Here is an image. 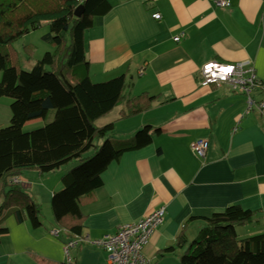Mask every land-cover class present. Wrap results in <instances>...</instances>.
Instances as JSON below:
<instances>
[{"label":"crops","instance_id":"1","mask_svg":"<svg viewBox=\"0 0 264 264\" xmlns=\"http://www.w3.org/2000/svg\"><path fill=\"white\" fill-rule=\"evenodd\" d=\"M227 1L221 8L214 0H109L103 22L86 30L91 80L126 77L123 101L97 125L113 123L110 137L121 141L150 126L152 142L113 161L102 186L82 199L81 235L100 239L165 207L164 223L144 252L152 264H180L205 219L231 205L255 213L236 228L240 238L264 231V112L248 110V97L229 84H201L208 62L244 64L264 83V0ZM142 96L154 97L150 106L123 115ZM253 97L263 100L264 87ZM203 139L210 144L205 157L192 148ZM62 168L25 171L19 184L44 207L63 187L69 169L51 176ZM2 218L8 232L0 264H108L105 249L89 243L73 248L67 263L64 244L71 236L50 234L57 228L53 213H42L39 228L9 211Z\"/></svg>","mask_w":264,"mask_h":264},{"label":"trees","instance_id":"2","mask_svg":"<svg viewBox=\"0 0 264 264\" xmlns=\"http://www.w3.org/2000/svg\"><path fill=\"white\" fill-rule=\"evenodd\" d=\"M80 6L84 11L77 17ZM112 7L109 0H0V97L12 99L10 125L0 129V241L8 232L5 211L34 228L43 225L42 205L12 179L29 170L48 174L79 163L63 174V187L51 202L57 228L72 238L81 234L82 199L102 186V173L123 153L152 142L150 126L121 141L110 137L113 123L97 125L120 105L126 88L125 75L102 83L89 76L85 32L99 26ZM43 24L49 27L43 40L55 49L30 70L22 69L14 43ZM153 100L138 97L123 115L140 113ZM50 114L44 126L24 131L28 122L47 120ZM254 218V212L238 205L206 218L180 264H264V231L240 238L236 230Z\"/></svg>","mask_w":264,"mask_h":264},{"label":"built area","instance_id":"3","mask_svg":"<svg viewBox=\"0 0 264 264\" xmlns=\"http://www.w3.org/2000/svg\"><path fill=\"white\" fill-rule=\"evenodd\" d=\"M215 6L221 8L229 7L227 0H214ZM153 18L160 19L159 13L153 14ZM181 38L176 37L175 41L180 42ZM203 86L213 83H226L235 92H239L248 97V110L257 108L264 112V99L257 102L253 93L262 87V81L258 79L255 71L244 70V64H220L218 62H208L202 68ZM208 140H199L192 145L194 153L205 157L209 149ZM11 182L19 184L17 178ZM166 208L160 207L151 214L144 216L140 220L125 224L119 228L115 234H108L96 240H90L81 234H74L64 244V254L67 263H71V250L78 245L89 243L105 249L108 254V264H152V261L145 255V247L149 243L152 234L164 223ZM66 233L65 230L55 228L50 234L54 237Z\"/></svg>","mask_w":264,"mask_h":264},{"label":"rangeland","instance_id":"4","mask_svg":"<svg viewBox=\"0 0 264 264\" xmlns=\"http://www.w3.org/2000/svg\"><path fill=\"white\" fill-rule=\"evenodd\" d=\"M48 31H49V27L46 24H43L42 27H40L39 29L25 34L14 43V47L18 52V57H19L18 60L20 62V67H22V69L30 70L33 67L35 61L40 60L47 51L49 50L53 51L55 49L53 45L46 43L43 40V36L47 34ZM0 80H1V71H0ZM11 103H12L11 98L0 97V129L10 125L11 117H12V113L10 109ZM52 117L53 114H50L47 120L36 119L28 122V124H26L24 127V131H31L33 129L40 128L44 126L48 121H50ZM91 155H93V151L86 154L85 157ZM78 164L79 163H76V161L71 162L69 165H65V167H63L60 171H57L51 176H58V174H62L64 170H68L69 167L71 166L75 167ZM51 202H52V198L50 199V204H45L44 207H42L43 208L42 213L44 216L45 213L47 214L49 213V215L53 213Z\"/></svg>","mask_w":264,"mask_h":264},{"label":"water","instance_id":"5","mask_svg":"<svg viewBox=\"0 0 264 264\" xmlns=\"http://www.w3.org/2000/svg\"><path fill=\"white\" fill-rule=\"evenodd\" d=\"M83 11H84V6H80V7H78V9L76 10L75 15H76L77 17H80L81 14L83 13Z\"/></svg>","mask_w":264,"mask_h":264}]
</instances>
